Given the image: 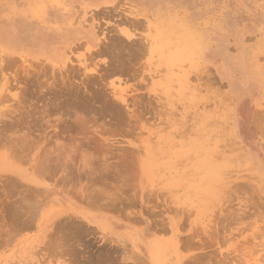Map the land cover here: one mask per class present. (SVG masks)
<instances>
[{
    "label": "rangeland",
    "instance_id": "rangeland-1",
    "mask_svg": "<svg viewBox=\"0 0 264 264\" xmlns=\"http://www.w3.org/2000/svg\"><path fill=\"white\" fill-rule=\"evenodd\" d=\"M0 264H264V0H0Z\"/></svg>",
    "mask_w": 264,
    "mask_h": 264
},
{
    "label": "bare ground",
    "instance_id": "bare-ground-1",
    "mask_svg": "<svg viewBox=\"0 0 264 264\" xmlns=\"http://www.w3.org/2000/svg\"><path fill=\"white\" fill-rule=\"evenodd\" d=\"M107 1V0H106ZM140 1H142V0H140ZM160 1H162V0H160ZM98 2L99 3H102V0H98ZM144 3V2H143ZM160 3V2H159ZM165 3V2H164ZM150 4V3H149ZM163 4V3H162ZM171 5V4H170ZM159 6H161V5H159ZM154 7V6H153ZM161 7H163V6H161ZM117 8H118V6H117ZM160 8V7H159ZM115 9V8H114ZM154 9V8H153ZM152 9V10H153ZM116 10V9H115ZM156 10V9H155ZM112 12H113V10H112ZM136 12H138V11H136ZM132 13H134V12H132ZM103 14V13H102ZM109 14V12H107V15ZM131 14V13H130ZM156 14V13H155ZM106 15V16H107ZM133 15V14H132ZM135 15V14H134ZM158 15V14H157ZM156 15V16H157ZM248 15H250V13L248 14ZM134 17V16H133ZM109 18V17H108ZM138 18V17H137ZM131 19V18H130ZM135 19V18H134ZM126 20V19H125ZM124 21V20H123ZM132 21H133V18H132ZM134 22V21H133ZM137 22V21H136ZM142 25V24H141ZM144 25V24H143ZM136 26V25H135ZM97 27H98V25H97ZM131 27H132V25H131ZM134 27V26H133ZM140 27V26H139ZM71 29V28H70ZM86 29H88V30H86ZM78 28V29H76V28H73V30H70V32H68V36L70 37V36H72L73 35V37H78V36H81L82 35V37H86L90 42H92V41H94V38H95V33H94V31L93 30H91V29H93L92 27H89V28ZM90 29V30H89ZM132 29V28H131ZM101 33V32H100ZM48 36L50 37V35H47L46 33L44 34V33H41L40 31H39V33L37 34V35H31V34H29V35H27V39H29L30 41L29 42H31L32 44H35L36 46H37V48H39V49H48V48H50V47H53L54 48V50L56 51V53H55V55H58V53H61V50H62V48H60V47H57L56 45H55V43H53L52 41H51V39H49L48 38ZM106 36V35H105ZM125 38V37H124ZM148 38V37H147ZM150 38V37H149ZM148 38V39H149ZM122 39V38H121ZM126 39V38H125ZM152 39V38H151ZM150 39V40H151ZM112 40V39H111ZM114 40V39H113ZM129 40V39H128ZM145 40V39H144ZM117 41V40H116ZM127 41V40H126ZM126 41H125V43H126ZM135 41V40H134ZM137 41H139V40H137ZM109 42V41H108ZM123 42V41H122ZM128 42V41H127ZM151 42H152V40H151ZM53 43V44H52ZM110 43V42H109ZM150 43V42H149ZM154 43V42H153ZM129 44V43H128ZM148 44V43H147ZM147 44H145V45H147ZM151 44V43H150ZM113 45V44H112ZM143 45V44H142ZM152 45V44H151ZM221 45V44H220ZM219 45V46H220ZM34 46V45H33ZM118 46V45H117ZM112 47H114V46H112ZM111 47V48H112ZM149 47V46H148ZM137 48V50H138V47H136ZM114 49V48H113ZM126 50V49H125ZM140 50V49H139ZM118 51V50H117ZM121 54V53H120ZM112 55V54H111ZM134 55V54H133ZM138 55V54H137ZM122 56V55H121ZM120 56V57H121ZM123 57V56H122ZM132 57H134V56H132ZM118 61H119V58H118ZM122 61V60H121ZM127 67V66H126ZM199 77V76H198ZM103 97V96H102ZM105 100V99H104ZM115 101V100H114ZM88 103V102H87ZM110 103V102H109ZM112 106V105H111ZM62 107H63V105H62ZM58 109V108H57ZM116 113V112H115ZM112 114V113H111ZM115 115V114H114ZM203 120V119H202ZM205 120V119H204ZM59 152V151H58ZM58 152H57V154H58ZM62 153V152H61ZM60 155V154H59ZM43 162V161H42ZM45 162V161H44Z\"/></svg>",
    "mask_w": 264,
    "mask_h": 264
}]
</instances>
